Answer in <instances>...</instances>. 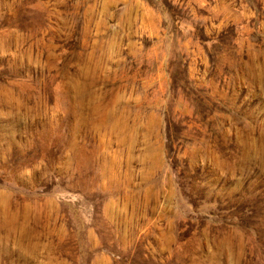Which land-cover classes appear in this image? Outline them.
<instances>
[{
  "label": "rangeland",
  "instance_id": "1",
  "mask_svg": "<svg viewBox=\"0 0 264 264\" xmlns=\"http://www.w3.org/2000/svg\"><path fill=\"white\" fill-rule=\"evenodd\" d=\"M0 264H264V0H0Z\"/></svg>",
  "mask_w": 264,
  "mask_h": 264
}]
</instances>
